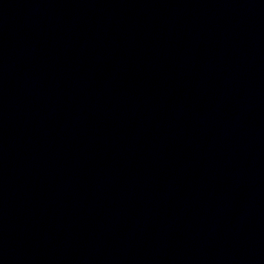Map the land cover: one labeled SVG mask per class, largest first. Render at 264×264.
Here are the masks:
<instances>
[{
  "label": "water",
  "instance_id": "95a60500",
  "mask_svg": "<svg viewBox=\"0 0 264 264\" xmlns=\"http://www.w3.org/2000/svg\"><path fill=\"white\" fill-rule=\"evenodd\" d=\"M0 264H264V0H0Z\"/></svg>",
  "mask_w": 264,
  "mask_h": 264
}]
</instances>
